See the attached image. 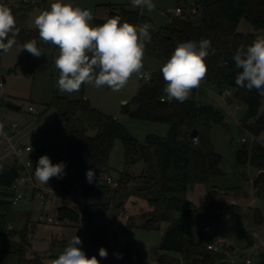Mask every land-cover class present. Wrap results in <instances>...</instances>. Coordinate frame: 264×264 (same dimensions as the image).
<instances>
[{"label": "trees", "instance_id": "obj_1", "mask_svg": "<svg viewBox=\"0 0 264 264\" xmlns=\"http://www.w3.org/2000/svg\"><path fill=\"white\" fill-rule=\"evenodd\" d=\"M195 5L201 15L198 22L184 15L182 10L168 24L157 26L140 8H132L125 3L108 4L107 17L95 18L92 24H102L107 18L117 15L121 17V22L136 25L146 21L151 23L155 30L151 32V42L146 43L145 54L163 63L170 58L178 43L209 39L211 48L206 57L205 79L215 84L221 90L220 93L225 88L232 89L235 97L246 107L240 120L241 126L256 134L264 133V97L258 95L255 89L248 91L235 85L239 70L235 68L233 61L235 50L241 45L251 44L256 38L252 33L237 30L240 21L244 19L254 27L264 29V0H196ZM117 6L118 10L111 9ZM9 7L16 14L33 6L21 3ZM16 27L20 29L17 36L19 45L36 39L37 46H40L37 29L19 25ZM29 58L32 61L35 59L30 53ZM165 87L160 69H155L151 72L150 79L140 84L131 101L123 105V110L132 118L169 125L165 136L149 133L144 144L139 143L116 118L93 107L88 99L54 96L49 107L57 110L56 121L41 137L42 145L34 160L37 164L40 156L47 155L53 164L64 162L65 169L71 171V176L64 179L61 190L69 194L80 186L85 199L80 211L61 205L57 207L58 214L61 218H68L76 227L79 220L85 224L95 223V220L107 214H115L116 209L123 205L121 202H113L112 194L116 195L134 177L137 183L132 187L133 191L150 194L147 197L148 210L144 226L152 228L162 222L167 223L160 248L177 254L175 257L162 254L160 264H245L241 261L231 263V256L227 252L210 250L205 244L187 239L183 234L184 221L188 218L201 219L204 223L213 217L236 218L231 214L234 205L211 200L196 205L181 195L196 184L209 187L212 179L223 175L222 157L211 140V127L214 123L226 125V122L212 105L194 98L183 103L161 100L162 96H166ZM88 129H95V135L89 136ZM193 129L197 131L195 138L190 136ZM117 138L122 140L124 146L125 166L143 161L146 170L138 176H132L124 170L117 179L119 187L112 188L102 177L107 173L109 155ZM235 162L242 168L247 165L264 167V146L241 142L235 151ZM21 168L19 164L0 160V208L11 203V185ZM89 169L95 172L92 183L86 178ZM252 189L256 195L264 194V173L253 179ZM175 212L180 214L178 218L174 216ZM253 221L257 225L264 224L263 211L255 209ZM35 226L24 224L18 232L20 241L17 252L21 255ZM6 227V214L0 213V231H11ZM244 236L247 240L246 247L252 246V237L246 232ZM117 238V232L110 225L99 224L91 237L92 244L98 247V251L89 252V258L95 255L100 264H141L135 244L128 246L124 258H116ZM101 247L107 250V258L99 256ZM228 249L235 255L233 249ZM256 264H264V246Z\"/></svg>", "mask_w": 264, "mask_h": 264}, {"label": "rangeland", "instance_id": "obj_2", "mask_svg": "<svg viewBox=\"0 0 264 264\" xmlns=\"http://www.w3.org/2000/svg\"><path fill=\"white\" fill-rule=\"evenodd\" d=\"M37 1L38 4L31 9L14 14L16 25L36 29L34 17L40 11L49 9L53 0ZM195 1L153 0L156 5L154 10H141L148 14L157 26H163L168 24L172 17L178 16L175 9L177 5H181L183 14L189 16L194 22H198L201 15ZM70 2L75 6L90 9L93 13V20L107 17L108 4L128 3L131 5V0H70ZM111 9L118 10L119 7ZM93 20L90 23H93ZM237 30L252 33L255 37L264 36L263 28H256L244 19L238 24ZM39 48L42 55L35 57L34 61L29 58V53L26 50L21 51L18 46H13L7 53L0 52V78H4V86L0 87V121L3 123V131L9 130L3 118L8 122L15 120L20 124L22 129L17 137L30 143L33 149L27 158L34 159L38 148L42 145L41 137L46 130L53 127L56 121L57 110L49 107L55 95L69 99L81 97L88 99L93 107L116 118L141 144L145 143L146 135L149 133L160 136L167 134L169 129L167 123L132 118L127 111L123 110V105L131 101L140 84L144 82L143 79L133 75L120 92H113L107 87L96 89L91 85H82L79 92L61 93L56 84L59 72L54 63L58 55V48L51 44H44L42 41ZM163 64L161 61L144 55V70L152 72L155 69H160ZM220 91L215 84L204 79L200 87L192 91L190 98L212 105L224 117L226 125L214 123L211 127V140L215 150L222 157L223 175L212 179L209 187L196 184L181 195L196 205L208 200L234 205L231 214L236 218L234 216V218L226 217L224 219L213 217L207 223L201 219L188 218L184 221L183 234L187 239L201 244H205L209 238L215 244L216 250L227 252L231 256V263L233 261L234 263L239 261L244 263L245 259L249 257L252 264H256L262 246L264 224H255L253 216L257 208L264 213V194L256 195L252 189L250 177L255 175V168L249 165L242 168L235 162V151L241 145V136L245 134L240 120L245 114L246 107L235 97L233 90L231 104L227 105L222 99ZM11 105L19 106L20 109H15ZM29 106H33L36 112H29ZM129 108H132L131 104ZM95 133V129L87 131L89 136H93ZM2 148L3 138L0 135V160L9 162L10 159L3 156ZM123 151L122 140L115 139L108 159V170L103 175V179L109 175L117 180L124 170L132 176L144 173L146 164L143 161L125 166ZM133 178L119 189L116 195H110L113 202H121L123 205L120 210L116 209L115 211L116 222H114L120 230L115 246L116 252L121 253L124 258L128 246L137 244L141 264H160L159 258L162 254L174 257L177 254L163 251L160 248L167 223L162 222L152 228L144 226L148 210L147 197L150 194L133 191L132 187L137 183V180ZM34 180L38 185L44 187L51 183L50 179L48 185L41 184L35 179V176ZM19 189L23 193L22 200L17 205L9 203L0 208V213L6 214V228L11 226L9 232L0 231V264H48L49 260L58 258L73 235L83 238L86 244L94 245L91 237L99 223H87L81 231L72 223L57 225L42 222L39 218L42 214H54L57 207L61 205L80 211L84 198L79 199L74 196L72 190L69 194L58 195L55 199H50L47 202L40 201L27 184H21ZM124 214L130 216L128 222L123 221ZM174 216L178 218L180 214L175 212ZM24 224L36 226L29 234V242L24 244L25 250L21 255L17 252L20 241L18 232ZM206 224L210 225L211 229L207 233H202ZM244 232L248 233L254 241L250 247H246L247 240ZM229 247L234 250L235 255L231 253Z\"/></svg>", "mask_w": 264, "mask_h": 264}, {"label": "clouds", "instance_id": "obj_3", "mask_svg": "<svg viewBox=\"0 0 264 264\" xmlns=\"http://www.w3.org/2000/svg\"><path fill=\"white\" fill-rule=\"evenodd\" d=\"M131 7L152 11L156 5L153 0H131ZM92 20L90 9L75 6L70 0H53L49 9L40 11L34 17L40 41L58 48L54 63L59 72L56 82L59 91L72 94L79 92L82 85H91L96 89L107 87L113 92H120L133 75L150 78V73L144 71V55L154 26L147 21L140 25L121 22L118 15L107 18L99 25L90 23ZM19 32L12 9L0 3V51L7 53L13 46H18L21 51L26 50L32 56L40 57L42 53L37 40L31 39L19 45ZM210 48L209 39L177 44L160 68L168 102L175 100L183 103L194 89L200 87L207 75L206 57ZM233 61L239 70L235 85L248 91L255 89L258 95L264 97V36H257L247 46H239ZM2 134L3 126L0 125ZM28 166H32L31 160ZM65 167L64 162L53 164L49 156L42 155L35 167V179L48 185L53 177L63 178ZM86 178L92 183L95 172L87 170ZM81 245V238L73 235L58 258L49 260L48 264H100L95 255L89 258ZM115 255L117 259L123 258L121 253ZM99 256L107 258L108 252L104 247L99 249Z\"/></svg>", "mask_w": 264, "mask_h": 264}, {"label": "built area", "instance_id": "obj_4", "mask_svg": "<svg viewBox=\"0 0 264 264\" xmlns=\"http://www.w3.org/2000/svg\"><path fill=\"white\" fill-rule=\"evenodd\" d=\"M0 3L6 4L7 6L22 3L26 6L34 7L35 5L38 4V1L37 0H0ZM181 12H182L181 7L180 6L176 7L175 13L179 15L181 14ZM144 71L147 73H150V77H151V71H148V70H144ZM149 79L150 78H143L144 81H148ZM0 86H4V78H0ZM220 94H221L222 99L225 100V102L227 103V105L231 104L232 90L230 88L223 89V91ZM165 99H167L166 96H162L161 100H165ZM28 111L33 112V113L36 112L33 106H29ZM3 121L4 123H7L8 128H9L8 131H3L4 134H2L3 141H4V145L2 148L3 156L8 157L10 159V163L19 164L22 167L19 172L18 177L14 180V182L11 185V192H12V196L10 197L11 204L17 205V203L20 200H22L23 193L19 189V186L21 184H27L28 187L33 191V193L36 195V197L39 200L49 202L50 199H55V197L58 195H65V193L61 190V184L65 178L71 176V171L65 169L64 170L65 175L63 176V178H56V177L51 178V183L49 184V186L44 187V186L38 185L34 180V171L36 167L35 160L27 158V155L33 150L32 146L30 143L22 141L21 139L17 137L19 133L21 132L22 127L15 120H11L10 122H8L5 118H3ZM0 125L3 126L2 121H0ZM243 129L245 131V134L241 136L240 138L242 143H248L249 145L260 144L264 146V133L256 134L246 128H243ZM30 160L32 161L31 167L28 166ZM255 170H256L255 175L253 177H250L251 182L257 175L264 173V167L255 168ZM103 180L108 186L112 188L119 187L118 181L113 179L109 175L105 176ZM73 195L78 197L79 199H83L82 188L80 186H77L76 188H74ZM117 209L120 210L121 207H118ZM39 218L42 222L52 223V224H57V225L71 223L68 218H61L58 214L57 209L54 214H50V213L42 214ZM115 219H116V214H107L104 217H101L95 220V223H99L100 225L108 224L110 225L112 230L116 231L117 234L120 235V232H119L120 230H119L118 225H116L115 223L116 222ZM129 219H130V216L128 214L123 215L124 222H128ZM84 225H85V222H82L81 220L77 222V227L81 231L83 230ZM9 228H11V226ZM210 229H211L210 225L206 224L202 229V233H207L210 231ZM81 240H82L81 247L88 257H89V254H88L89 252L98 251L97 246L86 244L83 238H81ZM135 245L138 247L137 244ZM205 245L210 250H216L215 244L209 238H207ZM262 245L264 246L263 240H262ZM251 263H252L251 259L247 257L245 259V264H251Z\"/></svg>", "mask_w": 264, "mask_h": 264}, {"label": "water", "instance_id": "obj_5", "mask_svg": "<svg viewBox=\"0 0 264 264\" xmlns=\"http://www.w3.org/2000/svg\"><path fill=\"white\" fill-rule=\"evenodd\" d=\"M11 107H13V108H15V109H20V107H19V106H16V105H11ZM46 132H48V130H46ZM196 135H197V131H196V129H193V130L191 131V133H190V136H191L192 138H195Z\"/></svg>", "mask_w": 264, "mask_h": 264}, {"label": "crops", "instance_id": "obj_6", "mask_svg": "<svg viewBox=\"0 0 264 264\" xmlns=\"http://www.w3.org/2000/svg\"><path fill=\"white\" fill-rule=\"evenodd\" d=\"M178 6H181V5H177V7ZM182 7V6H181ZM182 10H183V8H182ZM1 138H3V136L1 135ZM3 145H4V141H3ZM10 162V161H9ZM33 192V191H32ZM34 194V193H33ZM41 201V200H40ZM89 245H91V244H89ZM263 247V245L261 246V248ZM261 250V249H260Z\"/></svg>", "mask_w": 264, "mask_h": 264}]
</instances>
